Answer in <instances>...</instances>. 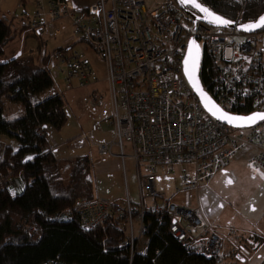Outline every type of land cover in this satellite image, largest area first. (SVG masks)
<instances>
[{
  "label": "built area",
  "instance_id": "2783aa9c",
  "mask_svg": "<svg viewBox=\"0 0 264 264\" xmlns=\"http://www.w3.org/2000/svg\"><path fill=\"white\" fill-rule=\"evenodd\" d=\"M58 21H68L77 42L104 62L115 134L96 148L100 157L114 156L123 167L131 160L138 183L137 202L129 193L123 201L81 199L76 208L80 225L122 231L132 263L148 247L150 214L158 224L167 223L169 234L189 254L213 264H241L257 247L228 249L201 207L172 203L158 183L181 168L174 194L199 190L243 152L250 175L264 182V120L248 128L220 122L206 111L184 72L194 40L201 63L210 60L215 71L207 92L215 104L234 117L264 114V31L248 34L194 24L175 0H96L84 9L73 0H36L33 32L58 36L60 31L51 26ZM66 47L52 57L55 87L89 89L97 84L89 62ZM91 102H98L94 94Z\"/></svg>",
  "mask_w": 264,
  "mask_h": 264
},
{
  "label": "trees",
  "instance_id": "16d2710c",
  "mask_svg": "<svg viewBox=\"0 0 264 264\" xmlns=\"http://www.w3.org/2000/svg\"><path fill=\"white\" fill-rule=\"evenodd\" d=\"M199 2L231 22L241 11L243 24L264 14V0ZM25 29L18 31L0 18V137L16 141L0 155V264H213L189 254L169 234L167 223L158 224L150 214L148 247L132 263L122 231L80 225L78 202L97 198L93 163L88 156L59 159L50 148L48 131H61L68 117L60 94L33 103L55 89L49 58L39 64L22 56L13 62L6 58L17 32ZM199 78L203 89L211 92L215 71L210 60L203 59ZM5 101L22 107L17 119L8 120Z\"/></svg>",
  "mask_w": 264,
  "mask_h": 264
},
{
  "label": "rangeland",
  "instance_id": "374dc122",
  "mask_svg": "<svg viewBox=\"0 0 264 264\" xmlns=\"http://www.w3.org/2000/svg\"><path fill=\"white\" fill-rule=\"evenodd\" d=\"M83 6H88L96 0H73ZM0 7L14 17L13 28L17 32L16 39L9 45L6 58L11 60L21 54L22 59L32 58L37 64L43 57H52L56 51L77 42L74 30L68 21L52 23L54 29L60 31L55 36L53 31L38 35L30 29V23L36 9V0H0ZM11 19V18H10ZM13 19V18H12ZM74 50L79 52L90 64L95 78H106V67L99 55L85 43L75 44ZM20 56V57H21ZM96 93L98 102L93 105L91 96L86 91H69L62 87L48 91L33 99L38 103L49 97L63 94L66 105L67 123L61 131H48L51 149L59 159L79 156L90 157L94 168V191L97 198L125 199L129 193L133 202L138 201V183L134 163L127 160L117 166L114 156L100 157L96 146L109 143L114 139V129L110 123L112 105L106 83L99 86ZM6 115L12 121L19 117L22 107L5 101ZM15 146L16 141L0 137V155L5 146ZM129 155V151L126 150ZM248 154H239L234 162L222 169L210 181L202 184L199 190H190L178 195L174 194L175 186L180 183L181 168L175 169L173 176H165L158 183L159 191L167 199L177 205L185 206L184 201L189 198L188 207L202 206L206 213L215 211L210 222L221 228L239 230L249 222L264 235V183L260 178H253L246 169ZM257 239V238H256ZM253 243L255 237L250 239ZM251 247H255L252 245ZM248 264H260L264 259V244L258 250L246 256Z\"/></svg>",
  "mask_w": 264,
  "mask_h": 264
},
{
  "label": "water",
  "instance_id": "95a60500",
  "mask_svg": "<svg viewBox=\"0 0 264 264\" xmlns=\"http://www.w3.org/2000/svg\"><path fill=\"white\" fill-rule=\"evenodd\" d=\"M65 1H69V0H65ZM175 1L177 2L179 8L183 12H185L193 20L194 24H197L198 22H202V23L211 25V26L216 27V28H222V29L237 28L239 31H242V32H245L248 34L257 33V32L264 29V26H256V27H252V28L248 27L249 25H259V21L261 18H264V14L261 15L255 21L250 22V23H246V24L240 23L237 25L235 22H231V21H229L228 24H219L218 22H213L211 16L207 15L205 12H202L199 8L194 7L191 0H183V2H182V0H175ZM196 2L199 3L201 5V7L207 8L215 16H219V15L215 14L211 9H209L205 5L201 4L199 2V0H196ZM191 8L194 9L195 12H193L191 10ZM219 17L223 20H226V19L222 18L221 16H219ZM20 56H21V54L17 55L15 58L11 59L10 61L13 62V61L17 60ZM200 67H201V57H200V54H199V51H198V48L196 46L195 41L192 40L189 43V46L187 49V55H186L185 60H184V72H185V75H186L190 85L192 86V88L196 92L197 96L199 97L200 102L202 103V105L204 106L206 111L211 114V112L209 111V108L206 107V105H208L209 107H211L212 105H215L216 107H218V106L215 104V102L211 99V97L208 95V93L203 89V87L201 85V81L199 78ZM190 75H191L192 79L189 78ZM194 84H195V87H194ZM256 115L257 114H254L251 116H256ZM229 116H231V115H229ZM213 117L216 118L215 116H213ZM231 117H234V116H231ZM248 117H250V116H248ZM236 118H243V117H236ZM245 118H247V117H245ZM217 120H219L220 122L227 124L231 127H234V128L252 127L261 121L258 119L254 122H248L244 119H235L231 123H229L223 119H217Z\"/></svg>",
  "mask_w": 264,
  "mask_h": 264
},
{
  "label": "crops",
  "instance_id": "0c3cea01",
  "mask_svg": "<svg viewBox=\"0 0 264 264\" xmlns=\"http://www.w3.org/2000/svg\"><path fill=\"white\" fill-rule=\"evenodd\" d=\"M79 2V1H78ZM77 1H74V3L76 4V6L78 8H86L88 6H90L91 4L95 3V2H92L90 5L88 6H83L82 4L78 3ZM36 11V9H35ZM0 18H6L8 19L10 22H14V17L10 14V12H7L5 9L1 8L0 7ZM11 18V19H10ZM13 18V19H12ZM23 27H21L22 29ZM106 83V78L102 81V80H99L98 79V83L95 84L94 86L90 87L88 89V94L91 95L92 93H94V95H96L95 92H97V90L99 88V86L102 84V83ZM107 84V83H106ZM108 87V86H107ZM75 90H78V91H86L85 89H81V88H74L72 90H69V91H75ZM63 95V94H62ZM48 142H49V139H48ZM49 146H50V143H49ZM51 148V147H50ZM114 160H116L117 162V166L119 167V165L121 164V161L120 159L118 158H115ZM236 160V159H235ZM234 160V161H235ZM233 161V162H234ZM231 165V164H230ZM229 166V165H228ZM227 166V167H228ZM93 168H94V165H93ZM253 177V176H252ZM255 178V177H253ZM263 182V181H262ZM264 183V182H263ZM198 191V190H197ZM101 199H104V198H101ZM104 200H116V201H123L124 199H121V198H115V199H104ZM190 203V199L187 198L185 201H184V204L185 205H189ZM202 208L203 209V214L208 218V220L210 221V219L213 217V214L215 213V211H212L210 213H206L204 211V207L202 206H195V207H189V208H192V209H198V208ZM218 227V226H217ZM219 228V233L220 235L225 239V241L227 242L226 244V247L229 249L231 247H236V246H241V247H251L252 245H254L255 247H257L255 250H258L261 245L264 244V235L259 232L258 230H254V227L252 226V224H250L249 222H247L246 224H244L242 226V228H240L239 230H235V229H229V228H221V227H218ZM255 237V241L257 240L258 243H252L251 242V238H254ZM257 238V239H256ZM254 250V251H255ZM252 251V252H254ZM264 263V259L263 261L260 263V264H263ZM241 264H248V258L246 257V259H243L241 261Z\"/></svg>",
  "mask_w": 264,
  "mask_h": 264
},
{
  "label": "snow or ice",
  "instance_id": "6c2138e0",
  "mask_svg": "<svg viewBox=\"0 0 264 264\" xmlns=\"http://www.w3.org/2000/svg\"><path fill=\"white\" fill-rule=\"evenodd\" d=\"M183 2V0H182ZM192 4L194 7L199 8L202 12H205L207 15L212 17L213 22H218L219 24H228L229 21L221 19L219 16H215L213 13H211L207 8L201 7L199 3L196 2V0H191ZM256 26H264V18H261L259 21V25H249V28L256 27ZM190 79H192L191 75L189 76ZM195 87V84H194ZM206 107L209 108V111L213 116H215L217 119H223L226 120L227 122L231 123L235 119H244L248 122H254L256 120H264V114H257L256 116H250L247 118H236V117H231L224 113L220 108L216 107L215 105H212L209 107L206 105Z\"/></svg>",
  "mask_w": 264,
  "mask_h": 264
}]
</instances>
